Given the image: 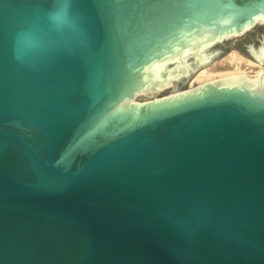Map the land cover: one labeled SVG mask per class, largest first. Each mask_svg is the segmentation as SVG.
I'll use <instances>...</instances> for the list:
<instances>
[{
  "label": "water",
  "instance_id": "95a60500",
  "mask_svg": "<svg viewBox=\"0 0 264 264\" xmlns=\"http://www.w3.org/2000/svg\"><path fill=\"white\" fill-rule=\"evenodd\" d=\"M0 264H264V0H0Z\"/></svg>",
  "mask_w": 264,
  "mask_h": 264
},
{
  "label": "bare ground",
  "instance_id": "6f19581e",
  "mask_svg": "<svg viewBox=\"0 0 264 264\" xmlns=\"http://www.w3.org/2000/svg\"><path fill=\"white\" fill-rule=\"evenodd\" d=\"M217 64H221V67L218 68ZM213 66H217L218 69L216 67L212 69ZM245 66L250 67L251 74L245 71ZM258 76H261V69H255L252 60L239 56H228L212 64L206 71L195 74L192 82L195 81L196 84L191 83L189 87L220 84L229 80L258 79Z\"/></svg>",
  "mask_w": 264,
  "mask_h": 264
},
{
  "label": "rangeland",
  "instance_id": "374dc122",
  "mask_svg": "<svg viewBox=\"0 0 264 264\" xmlns=\"http://www.w3.org/2000/svg\"><path fill=\"white\" fill-rule=\"evenodd\" d=\"M224 59H225V58H224ZM222 60H223V59H222ZM217 65H218V64H217ZM214 67H216V68H217V66H213V67H212V69H213ZM219 67H221V64H220V65H218V68H219ZM218 68H217V69H218ZM247 68H248V67H246V66H245V69H246V70H245V69L242 67V69H244L246 72H249V73L251 74V72H252V71H251V69H249L250 67H249L248 69H247ZM214 69H215V68H214ZM247 70H248V71H247ZM252 70H253V69H252ZM194 83L196 84V82H195V81H194V82H192V84H194ZM192 84H190V85H192Z\"/></svg>",
  "mask_w": 264,
  "mask_h": 264
}]
</instances>
